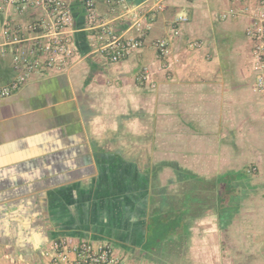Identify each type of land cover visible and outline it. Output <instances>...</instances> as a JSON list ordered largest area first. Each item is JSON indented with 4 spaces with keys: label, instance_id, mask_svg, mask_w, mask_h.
<instances>
[{
    "label": "crops",
    "instance_id": "crops-1",
    "mask_svg": "<svg viewBox=\"0 0 264 264\" xmlns=\"http://www.w3.org/2000/svg\"><path fill=\"white\" fill-rule=\"evenodd\" d=\"M69 1L80 62L0 98V264H38L62 238L109 243L126 264H264L261 0H163L119 62L92 52ZM97 1L136 33L117 0ZM16 74L0 57V84Z\"/></svg>",
    "mask_w": 264,
    "mask_h": 264
},
{
    "label": "built area",
    "instance_id": "built-area-1",
    "mask_svg": "<svg viewBox=\"0 0 264 264\" xmlns=\"http://www.w3.org/2000/svg\"><path fill=\"white\" fill-rule=\"evenodd\" d=\"M84 7V27L94 31L91 38L93 53L109 62H119L142 48L144 36L151 28L158 10H163V0L146 6L117 0L119 11L115 18L130 23L136 33L119 32L113 27V19L102 14L97 0H81ZM257 18L256 88L264 93V0H261ZM150 17V18H149ZM187 19L179 17L178 22ZM73 5L69 0H0V57L12 56L17 74L7 83L0 84V98H8L35 77L71 71L81 60L75 42L78 31ZM179 35V29L174 30ZM162 56H169V43L164 38L155 40ZM38 264H126L113 246L91 240L73 241L62 238L54 241L45 259Z\"/></svg>",
    "mask_w": 264,
    "mask_h": 264
},
{
    "label": "rangeland",
    "instance_id": "rangeland-1",
    "mask_svg": "<svg viewBox=\"0 0 264 264\" xmlns=\"http://www.w3.org/2000/svg\"><path fill=\"white\" fill-rule=\"evenodd\" d=\"M263 250H264V247H263Z\"/></svg>",
    "mask_w": 264,
    "mask_h": 264
}]
</instances>
